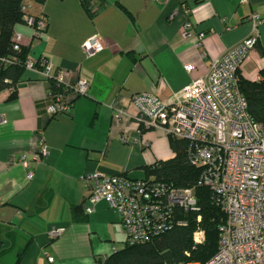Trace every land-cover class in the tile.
Wrapping results in <instances>:
<instances>
[{
	"label": "crops",
	"instance_id": "0c3cea01",
	"mask_svg": "<svg viewBox=\"0 0 264 264\" xmlns=\"http://www.w3.org/2000/svg\"><path fill=\"white\" fill-rule=\"evenodd\" d=\"M23 6L46 18L40 35L24 21L14 26L27 58L49 61L63 87L84 78L88 90L79 97L68 91L70 112L54 116L46 113L49 78L38 69H24L15 97L0 91V264H96L125 246L123 227L104 200L84 213L88 188L81 177L151 178L147 167L174 156L162 129L141 126L132 96L168 100L192 78L205 77L249 34L250 13L264 18V0H23ZM94 34L104 48L85 58L81 44ZM258 47L264 50V23L240 68L249 81L264 67ZM188 63L195 65L190 73ZM40 136L48 154L36 163ZM52 227L62 228L53 239Z\"/></svg>",
	"mask_w": 264,
	"mask_h": 264
},
{
	"label": "built area",
	"instance_id": "2783aa9c",
	"mask_svg": "<svg viewBox=\"0 0 264 264\" xmlns=\"http://www.w3.org/2000/svg\"><path fill=\"white\" fill-rule=\"evenodd\" d=\"M22 18L35 35L42 34L46 26L44 15L33 17L24 13ZM248 21L249 34L214 60L205 77L192 78L168 100L146 92L132 96L143 128H160L167 135L187 141L188 162L201 168L198 184L211 190L224 215L218 226L217 249L201 264H264V126L250 115L239 88L240 68L256 48L264 18L253 11ZM189 26L187 22L185 28ZM183 34L187 35L186 31ZM202 37L199 32L197 44ZM13 41L17 49L20 35L15 33ZM81 48L87 58L102 51L104 44L94 34L82 42ZM183 67L190 73L195 65L188 63ZM25 68L44 72L61 87L60 91L48 90L49 116L70 112L72 100L67 99L68 91L76 97L87 94L86 79L79 78L74 85L63 87L61 72H52L50 62L44 58L37 61L27 58ZM260 79L258 73L256 81ZM121 141L127 138L121 137ZM47 154L44 138L40 136L34 162L39 163ZM24 165L31 178L33 172L25 160ZM81 180L88 188L84 213H92L95 204L104 200L117 211L128 245L147 243L174 227L185 226L186 221L178 216V211L198 210L193 187L177 188L153 178L131 179L124 174L107 176L95 172L83 175ZM196 220H200L199 215ZM61 232L62 228L52 227L49 237L53 239ZM202 239L203 232L197 230L194 242ZM51 261L48 257V262Z\"/></svg>",
	"mask_w": 264,
	"mask_h": 264
},
{
	"label": "trees",
	"instance_id": "16d2710c",
	"mask_svg": "<svg viewBox=\"0 0 264 264\" xmlns=\"http://www.w3.org/2000/svg\"><path fill=\"white\" fill-rule=\"evenodd\" d=\"M43 1V0H38ZM86 5L87 0H82ZM23 0H0V91L8 89L10 98L15 97L16 84L22 75L27 60L28 49L19 45L13 47L14 26L23 21ZM257 48V44H256ZM264 56V50L258 47ZM258 81L239 79V88L244 95L252 118L264 126V67L259 70ZM48 90L60 91L61 87L49 79ZM174 156L156 162L146 168L147 176L163 181L177 188L193 187L198 210L178 211L185 219V226H177L143 244L125 246L96 264H183L203 263L216 251L218 226L224 215L216 205L211 190L198 184L201 168L191 165L186 155L187 141L168 135ZM197 215L200 220L197 221ZM201 230L203 239L193 240V234ZM1 250V245H0ZM14 264H18V259Z\"/></svg>",
	"mask_w": 264,
	"mask_h": 264
},
{
	"label": "rangeland",
	"instance_id": "374dc122",
	"mask_svg": "<svg viewBox=\"0 0 264 264\" xmlns=\"http://www.w3.org/2000/svg\"><path fill=\"white\" fill-rule=\"evenodd\" d=\"M241 69L243 70V67H242ZM251 70H252V69H249V71H246L247 74H248V73L250 74V72H252ZM164 134H165V133H164ZM165 135L168 137L167 134H165ZM196 238H197V239H200V234H197V235H196Z\"/></svg>",
	"mask_w": 264,
	"mask_h": 264
}]
</instances>
